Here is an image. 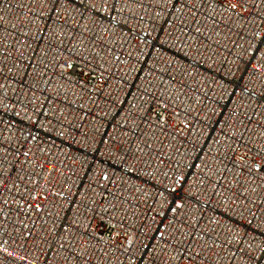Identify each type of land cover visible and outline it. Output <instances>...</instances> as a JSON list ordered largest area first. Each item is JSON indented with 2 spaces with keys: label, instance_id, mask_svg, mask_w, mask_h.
Here are the masks:
<instances>
[{
  "label": "built area",
  "instance_id": "1",
  "mask_svg": "<svg viewBox=\"0 0 264 264\" xmlns=\"http://www.w3.org/2000/svg\"><path fill=\"white\" fill-rule=\"evenodd\" d=\"M0 264H264V0H0Z\"/></svg>",
  "mask_w": 264,
  "mask_h": 264
},
{
  "label": "snow or ice",
  "instance_id": "2",
  "mask_svg": "<svg viewBox=\"0 0 264 264\" xmlns=\"http://www.w3.org/2000/svg\"><path fill=\"white\" fill-rule=\"evenodd\" d=\"M233 7H235V5H233Z\"/></svg>",
  "mask_w": 264,
  "mask_h": 264
}]
</instances>
